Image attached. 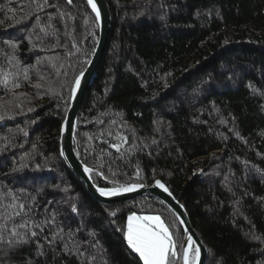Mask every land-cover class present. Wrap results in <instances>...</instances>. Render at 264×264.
<instances>
[{
	"label": "trees",
	"instance_id": "16d2710c",
	"mask_svg": "<svg viewBox=\"0 0 264 264\" xmlns=\"http://www.w3.org/2000/svg\"><path fill=\"white\" fill-rule=\"evenodd\" d=\"M106 1L112 30L74 143L92 182L160 181L206 264H264V0ZM98 38L86 0H0V264H143L131 215L160 217L180 264L165 205L101 204L60 156Z\"/></svg>",
	"mask_w": 264,
	"mask_h": 264
},
{
	"label": "water",
	"instance_id": "95a60500",
	"mask_svg": "<svg viewBox=\"0 0 264 264\" xmlns=\"http://www.w3.org/2000/svg\"><path fill=\"white\" fill-rule=\"evenodd\" d=\"M86 1L88 2V0ZM94 2L96 3L97 8L100 12L99 20H97L96 13L92 10L91 5L89 3L88 4L98 23V43L86 69L77 78L80 80L79 88H76V83L73 86L70 107L60 130V156L66 167L75 177L80 180L90 196L101 204L133 202L141 198H151L161 202L177 218L183 231L179 256L180 264H184V261L182 259L183 253L187 251L190 257L193 249H199V259L196 261V264H206L208 260L207 247L203 244L194 227L192 226L186 210L174 198L166 185L159 181L160 184L164 186L163 188H161L157 185V181H155L150 186L136 185L137 187L133 191L123 192L118 196H101L97 191V189L100 188L95 186L91 179V174L93 171L90 169L91 171L86 172L85 169L89 168L86 167L76 155L74 143L81 106L84 97L88 89L91 87L96 73L101 65L102 57L105 53L107 42L111 33L112 18L106 0H94ZM165 189H167V191H165ZM189 237H191V241H189Z\"/></svg>",
	"mask_w": 264,
	"mask_h": 264
},
{
	"label": "snow or ice",
	"instance_id": "6c2138e0",
	"mask_svg": "<svg viewBox=\"0 0 264 264\" xmlns=\"http://www.w3.org/2000/svg\"><path fill=\"white\" fill-rule=\"evenodd\" d=\"M68 3H71V0H68ZM88 3L96 13L97 20H99L100 12L96 3L94 0H88ZM5 43L9 42L5 41ZM25 78H27V73H25ZM4 83H7L6 79ZM75 83L76 88H79L80 80L77 79ZM14 87H19V84H14ZM85 171L89 172L91 170L86 168ZM157 185L161 188L164 187L159 181H157ZM136 187V185H121L107 190L100 188L97 189V191L101 196L111 197L118 196L123 192L133 191ZM165 191H167V189H165ZM72 211H77L75 206H73ZM113 215H115V213H113ZM13 235H15L14 232ZM32 235L34 236L36 233L33 232ZM125 239L128 247L138 254L140 260L143 261V264H172V259L177 255L175 244L173 243L169 229L158 216H129ZM189 241H191V237H189ZM182 259L184 264H196V261L199 259V249L194 251L191 258L189 257L188 252L185 251L182 255Z\"/></svg>",
	"mask_w": 264,
	"mask_h": 264
},
{
	"label": "rangeland",
	"instance_id": "374dc122",
	"mask_svg": "<svg viewBox=\"0 0 264 264\" xmlns=\"http://www.w3.org/2000/svg\"><path fill=\"white\" fill-rule=\"evenodd\" d=\"M107 2V1H106ZM108 4V3H107ZM109 6V5H108ZM110 9V8H109ZM111 12V11H110ZM112 18V17H111ZM111 30H112V21H111ZM136 216H138V215H136ZM140 217H146V216H140ZM152 217H156V216H152ZM127 223H128V221H127ZM126 232H127V226H126ZM126 240V239H125ZM126 243H127V241H126ZM128 245V244H127ZM194 251H195V249H193L192 250V252H191V256H190V258L193 256V254H194ZM135 253V252H134ZM137 254V253H136ZM138 255V254H137ZM143 262V261H142Z\"/></svg>",
	"mask_w": 264,
	"mask_h": 264
}]
</instances>
